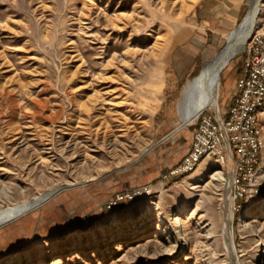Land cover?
Masks as SVG:
<instances>
[{"label": "rangeland", "instance_id": "1", "mask_svg": "<svg viewBox=\"0 0 264 264\" xmlns=\"http://www.w3.org/2000/svg\"><path fill=\"white\" fill-rule=\"evenodd\" d=\"M251 1L0 0V209L73 184L0 226V264H264V170L238 209L216 156L170 173L196 126L173 131L182 90Z\"/></svg>", "mask_w": 264, "mask_h": 264}, {"label": "built area", "instance_id": "2", "mask_svg": "<svg viewBox=\"0 0 264 264\" xmlns=\"http://www.w3.org/2000/svg\"><path fill=\"white\" fill-rule=\"evenodd\" d=\"M245 57L230 104L223 114L220 108L206 107L196 119L191 146L171 174L193 171L206 156H216L229 172L230 194L234 208L247 197L257 182L264 164V135L261 114L264 110V27L251 35L245 47ZM141 190L118 193L109 202L112 207L122 199L133 198Z\"/></svg>", "mask_w": 264, "mask_h": 264}, {"label": "bare ground", "instance_id": "3", "mask_svg": "<svg viewBox=\"0 0 264 264\" xmlns=\"http://www.w3.org/2000/svg\"><path fill=\"white\" fill-rule=\"evenodd\" d=\"M257 1L258 0L251 1L250 10L230 39L229 48L233 47L238 41L242 39V36L248 31L252 24L254 25V31L259 29L256 27H258L257 24L259 22L261 9L259 12L257 9L255 10ZM260 6L262 9L264 8V0H261ZM231 33L228 35V38L230 37ZM228 56V49H224L221 52L217 51L212 59L204 63L200 73H198V75H196L194 78L189 79L188 83L182 90L181 99L179 98L180 100L177 103L178 112L181 117V124L195 122L200 112L206 107H213L217 109V100L220 94L221 71L223 70L222 68L227 64ZM260 170H264V164ZM218 172L221 174V170H218ZM53 189L54 187L47 189L26 201L0 209V223L7 221L11 217L24 214L30 206H32L39 199L49 195ZM224 207L227 208V198L225 200ZM228 213L229 210L227 209V214ZM176 220L178 225H182L183 222H181L178 217ZM227 220L225 219L224 222V233L229 235L230 229ZM18 261L19 260H11L9 263L15 264L18 263Z\"/></svg>", "mask_w": 264, "mask_h": 264}, {"label": "water", "instance_id": "4", "mask_svg": "<svg viewBox=\"0 0 264 264\" xmlns=\"http://www.w3.org/2000/svg\"><path fill=\"white\" fill-rule=\"evenodd\" d=\"M261 0H258L257 3H256V6H255V10L257 9V11L259 12V10L261 9ZM251 6V4H250ZM250 10V8H249ZM248 10V11H249ZM248 13V12H247ZM246 16V15H245ZM244 19V18H243ZM242 22V21H241ZM241 22L240 24L235 28L233 29L231 35L229 38H227L226 40V43L224 44V46L219 50V52L223 51L224 49H228L229 50V56L227 58V63L240 51L244 50L246 45H247V42L248 40L250 39L253 31H254V25L252 24L251 27L248 29V31L246 33H244V35L242 36V39L240 41H238L233 47H230L229 48V44H230V39L232 38L233 34L235 33V31L237 30V28L241 25ZM225 67V66H224ZM223 67V68H224ZM222 68V69H223ZM185 125V123H182V124H178L175 129L173 131H176L178 129H180L181 127H183ZM71 185L73 184H69V183H64V184H60V185H57L54 187V189L50 192L49 195H47L46 197L44 198H41L39 199L37 202H35L32 206H30L26 211L28 212L29 210L39 206L40 204H42L43 202H45L47 199H49L50 197H52L53 195H55L56 193H58L59 191H61L62 189L64 188H67V187H70ZM21 214L15 216V217H11L10 219H8L7 221L5 222H2L0 223V226L3 225L4 223L20 216Z\"/></svg>", "mask_w": 264, "mask_h": 264}, {"label": "crops", "instance_id": "5", "mask_svg": "<svg viewBox=\"0 0 264 264\" xmlns=\"http://www.w3.org/2000/svg\"><path fill=\"white\" fill-rule=\"evenodd\" d=\"M191 141H192V139H191ZM190 146H191V142H190V145H189L188 149L190 148ZM188 149H187V151H188ZM187 151H186V152H187Z\"/></svg>", "mask_w": 264, "mask_h": 264}]
</instances>
